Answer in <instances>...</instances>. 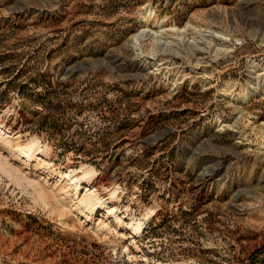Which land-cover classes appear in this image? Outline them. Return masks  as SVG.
Returning <instances> with one entry per match:
<instances>
[{"label":"rangeland","instance_id":"1","mask_svg":"<svg viewBox=\"0 0 264 264\" xmlns=\"http://www.w3.org/2000/svg\"><path fill=\"white\" fill-rule=\"evenodd\" d=\"M0 264H264V0H0Z\"/></svg>","mask_w":264,"mask_h":264},{"label":"bare ground","instance_id":"2","mask_svg":"<svg viewBox=\"0 0 264 264\" xmlns=\"http://www.w3.org/2000/svg\"><path fill=\"white\" fill-rule=\"evenodd\" d=\"M150 32V31H149ZM148 35V34H147ZM257 65V64H256ZM249 94H251V93H249ZM246 96H248V91H247V95ZM89 197H87V199H89V201H90V203H91V206H89V209L90 210H95V206L97 205L96 204V202H100V198L99 197H97V196H92L91 195V197H90V195H88ZM84 197V196H83ZM85 198V197H84ZM99 224V223H98ZM136 229H138V228H136ZM139 230V229H138ZM138 230H136V231H134V233L136 234H138ZM115 245V244H114Z\"/></svg>","mask_w":264,"mask_h":264}]
</instances>
